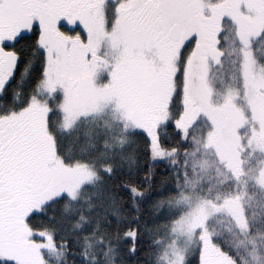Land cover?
<instances>
[{"label": "snow or ice", "instance_id": "6c2138e0", "mask_svg": "<svg viewBox=\"0 0 264 264\" xmlns=\"http://www.w3.org/2000/svg\"><path fill=\"white\" fill-rule=\"evenodd\" d=\"M0 264H264V0H0Z\"/></svg>", "mask_w": 264, "mask_h": 264}]
</instances>
